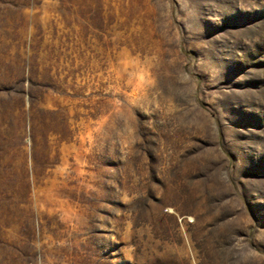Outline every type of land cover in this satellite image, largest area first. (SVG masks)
Returning a JSON list of instances; mask_svg holds the SVG:
<instances>
[{"label":"rangeland","instance_id":"1","mask_svg":"<svg viewBox=\"0 0 264 264\" xmlns=\"http://www.w3.org/2000/svg\"><path fill=\"white\" fill-rule=\"evenodd\" d=\"M1 264H264V0H0Z\"/></svg>","mask_w":264,"mask_h":264},{"label":"bare ground","instance_id":"2","mask_svg":"<svg viewBox=\"0 0 264 264\" xmlns=\"http://www.w3.org/2000/svg\"><path fill=\"white\" fill-rule=\"evenodd\" d=\"M2 15L0 13V35L2 27ZM2 67H3V54H0V78L2 76ZM1 90V89H0ZM1 92V91H0ZM4 112H3V102L0 96V264L2 261V240L4 236L3 230V201H4Z\"/></svg>","mask_w":264,"mask_h":264}]
</instances>
